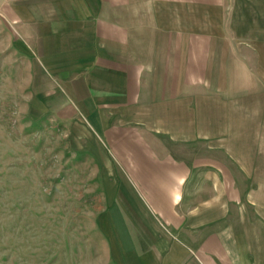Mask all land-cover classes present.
Here are the masks:
<instances>
[{"label": "crops", "instance_id": "1", "mask_svg": "<svg viewBox=\"0 0 264 264\" xmlns=\"http://www.w3.org/2000/svg\"><path fill=\"white\" fill-rule=\"evenodd\" d=\"M217 2L0 0L31 120L64 126L108 181L99 228L114 264H264L253 175L176 123L195 98V13Z\"/></svg>", "mask_w": 264, "mask_h": 264}, {"label": "rangeland", "instance_id": "2", "mask_svg": "<svg viewBox=\"0 0 264 264\" xmlns=\"http://www.w3.org/2000/svg\"><path fill=\"white\" fill-rule=\"evenodd\" d=\"M195 14V98L176 123L211 139L214 159L238 160L253 175L245 184L264 195V0H220ZM2 24L0 264H114L99 228L108 181L89 156L77 157L64 126L33 123L26 58Z\"/></svg>", "mask_w": 264, "mask_h": 264}]
</instances>
